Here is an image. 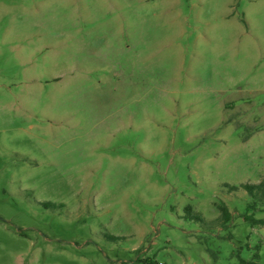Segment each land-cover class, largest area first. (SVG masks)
Listing matches in <instances>:
<instances>
[{"label":"rangeland","instance_id":"374dc122","mask_svg":"<svg viewBox=\"0 0 264 264\" xmlns=\"http://www.w3.org/2000/svg\"><path fill=\"white\" fill-rule=\"evenodd\" d=\"M263 180L264 0H0V264H264Z\"/></svg>","mask_w":264,"mask_h":264},{"label":"trees","instance_id":"16d2710c","mask_svg":"<svg viewBox=\"0 0 264 264\" xmlns=\"http://www.w3.org/2000/svg\"><path fill=\"white\" fill-rule=\"evenodd\" d=\"M226 188L229 189L230 193L237 192L240 189H243L250 197V201L247 205V213L244 215V219L247 223L252 226H262L264 227V218L257 219V212H264V180L258 184L246 183L239 187L231 186L229 184L226 185ZM47 205V204H45ZM219 210L221 212L222 224L226 225L231 222L232 214L229 211L228 207L224 204L219 205ZM189 212V216L193 217V211L191 207L187 208ZM199 220L201 218L197 217ZM256 260L260 259L259 254L255 257Z\"/></svg>","mask_w":264,"mask_h":264}]
</instances>
